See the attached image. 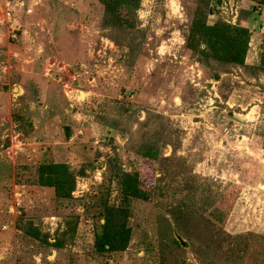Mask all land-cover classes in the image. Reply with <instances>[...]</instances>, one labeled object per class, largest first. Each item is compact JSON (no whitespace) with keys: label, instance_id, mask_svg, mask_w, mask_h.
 <instances>
[{"label":"rangeland","instance_id":"obj_1","mask_svg":"<svg viewBox=\"0 0 264 264\" xmlns=\"http://www.w3.org/2000/svg\"><path fill=\"white\" fill-rule=\"evenodd\" d=\"M106 9L0 0V264H264L257 1L141 0L127 30ZM200 21L245 29L246 67L207 58ZM109 218L126 250L96 249Z\"/></svg>","mask_w":264,"mask_h":264},{"label":"trees","instance_id":"obj_2","mask_svg":"<svg viewBox=\"0 0 264 264\" xmlns=\"http://www.w3.org/2000/svg\"><path fill=\"white\" fill-rule=\"evenodd\" d=\"M106 6L107 23L113 29L127 30L135 28L137 21L131 19L141 6V0H100ZM254 1V0H253ZM264 7V0H255ZM123 10L124 12H122ZM128 14L129 16H125ZM197 31L201 37H205L208 43V48L211 53L206 52L207 58H214L220 62L235 64L246 67L245 55L248 49L245 36L247 31L242 27H233L223 23H217L214 26H208L206 21H200ZM205 44L202 47L205 48ZM134 51V48H133ZM205 51V50H204ZM262 62L259 70L264 71V52L262 54ZM41 177L40 183L44 187L55 188L59 198H69L75 188V183L72 174L69 173V168L65 164L53 163L40 167ZM46 175V176H45ZM45 176V178H44ZM123 192L127 197H137L140 188L136 179L127 175L122 180ZM112 224V219H108L104 225L103 236L98 238V251L115 252L126 250L127 243L130 240L131 229L122 226L121 230H117L114 226L112 231L108 227ZM113 225V224H112ZM118 226V225H117Z\"/></svg>","mask_w":264,"mask_h":264},{"label":"crops","instance_id":"obj_3","mask_svg":"<svg viewBox=\"0 0 264 264\" xmlns=\"http://www.w3.org/2000/svg\"><path fill=\"white\" fill-rule=\"evenodd\" d=\"M246 1L251 2L253 0H246ZM28 13H30V11ZM257 13L264 15V7L262 5H260L259 3H257ZM20 95H22V94H19L18 96H20Z\"/></svg>","mask_w":264,"mask_h":264},{"label":"water","instance_id":"obj_4","mask_svg":"<svg viewBox=\"0 0 264 264\" xmlns=\"http://www.w3.org/2000/svg\"><path fill=\"white\" fill-rule=\"evenodd\" d=\"M178 240H179V242L182 244V246L185 245L181 237L178 236Z\"/></svg>","mask_w":264,"mask_h":264}]
</instances>
